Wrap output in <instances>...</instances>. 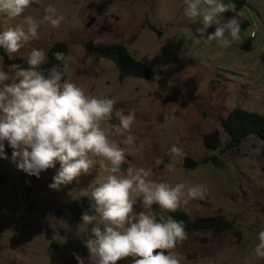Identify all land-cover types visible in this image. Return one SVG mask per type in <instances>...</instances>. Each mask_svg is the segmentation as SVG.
I'll return each instance as SVG.
<instances>
[{"label":"rangeland","instance_id":"rangeland-1","mask_svg":"<svg viewBox=\"0 0 264 264\" xmlns=\"http://www.w3.org/2000/svg\"><path fill=\"white\" fill-rule=\"evenodd\" d=\"M232 2L236 12L224 13L222 20L236 16L242 39L222 49L199 38L200 22L184 16L183 0H34L25 15L42 18L51 4L64 19L59 28L41 25L39 38L10 57L27 60L36 48L46 53L48 62L51 47L66 43L72 59L66 71L59 68L65 79L86 94L114 99L125 114H136L131 129L137 138L134 145L122 143L128 133L112 137L128 149L123 168L151 169L154 180L173 186L207 185L203 197L190 199L178 210L192 219L225 215L235 222V230L186 231L188 238L177 249L182 264H244L264 229V141L250 135L239 148L227 150L229 135L221 125L235 108L264 114V0ZM7 26L0 22V30ZM214 29L215 25L207 32ZM89 41L124 45L151 68L152 77L121 82L115 63L88 50ZM10 66L0 52V69L11 71ZM111 123L118 121L114 118ZM216 130L222 145L208 149L204 137ZM174 144L184 155L175 172L169 173L155 160L169 162ZM5 153L8 159H0V264H79L73 253L91 264L82 242L91 226L83 225L82 216L73 214L71 206L84 197L90 199L88 192L107 173L97 166L53 190L48 185L59 163L37 178L10 162L12 149L5 147ZM213 157L217 163L210 160ZM186 159L197 165L187 167ZM136 210H143L139 203ZM151 211L157 219L170 214L157 205ZM117 264H131V258Z\"/></svg>","mask_w":264,"mask_h":264},{"label":"clouds","instance_id":"clouds-1","mask_svg":"<svg viewBox=\"0 0 264 264\" xmlns=\"http://www.w3.org/2000/svg\"><path fill=\"white\" fill-rule=\"evenodd\" d=\"M33 2L0 0V22L9 25L0 30V50L9 57L38 39L41 25L59 28L64 19L51 4L44 9L42 18L25 15ZM183 5L185 17L199 20L201 26L196 32L206 45L215 42L228 49L242 39L236 16L222 20L224 13L236 12L232 0H183ZM18 18H22L21 22L13 24ZM213 25L214 31L208 33ZM53 55L66 71L72 58L63 52ZM46 63V53L33 48L27 67L12 64L11 71L0 69V159H8L7 142L12 149L10 162L29 176L39 178L41 172L59 163L48 185L53 190L91 173L97 166L107 173L88 192L91 207L81 217L83 225L91 226L82 241L91 264H117L126 258H131V264H182L177 249L188 238L184 222L171 215L157 219L151 209L157 205L162 212H175L190 199L203 197L207 185L173 186L154 180L151 169H124L128 149L112 137L128 133L122 143L134 145L137 138L131 129L135 112L125 114L107 96L86 94L78 84L64 79L65 73L58 66L42 69ZM85 66L81 64V68ZM114 118L118 123H111ZM168 155L169 162L157 158L155 164H163L172 173L180 162L178 158L184 155L183 149L174 144ZM138 203L143 210H136ZM257 240L244 264L264 261V229L259 231ZM73 255L79 264H84L81 257Z\"/></svg>","mask_w":264,"mask_h":264},{"label":"trees","instance_id":"trees-1","mask_svg":"<svg viewBox=\"0 0 264 264\" xmlns=\"http://www.w3.org/2000/svg\"><path fill=\"white\" fill-rule=\"evenodd\" d=\"M86 48L97 53L99 56L111 60L115 63L119 71V79L121 82L128 78H151L152 70L144 62L135 58L129 50L121 44H106L98 41H89L86 43ZM244 49L250 50V45H244ZM4 57L6 65L19 64L21 67H27L26 59L18 58L11 59L3 50H0ZM63 52L69 56V46L66 43L60 42L54 44L49 50V60L42 65V69H51L53 66L59 68L63 66L62 62L54 58V53ZM264 61V56H263ZM62 71V70H61ZM65 79V75H64ZM223 130L229 135V140L226 143L227 150H235L240 147L243 140L250 136L256 135L264 141V114L250 112L241 108L232 110L228 117L222 122ZM204 144L206 148L217 150L222 145L221 133L219 130L211 132L204 137ZM6 149L10 152L11 148L5 142ZM217 163L216 157L210 159ZM205 162H209L208 159ZM187 167H194L197 164L193 163L191 159L185 160ZM91 207V200L84 197L80 202H75L72 206V212L77 217L82 216ZM173 218L183 221L185 230L187 232L213 231V230H235V222L228 219L225 215H205L192 219L191 216L182 210H177L170 213ZM239 233V231H237ZM50 237V234H49Z\"/></svg>","mask_w":264,"mask_h":264},{"label":"built area","instance_id":"built-area-1","mask_svg":"<svg viewBox=\"0 0 264 264\" xmlns=\"http://www.w3.org/2000/svg\"><path fill=\"white\" fill-rule=\"evenodd\" d=\"M252 36H254V33L252 34Z\"/></svg>","mask_w":264,"mask_h":264}]
</instances>
